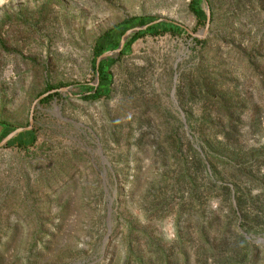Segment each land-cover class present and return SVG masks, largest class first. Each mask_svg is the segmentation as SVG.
<instances>
[{
  "label": "rangeland",
  "instance_id": "obj_1",
  "mask_svg": "<svg viewBox=\"0 0 264 264\" xmlns=\"http://www.w3.org/2000/svg\"><path fill=\"white\" fill-rule=\"evenodd\" d=\"M191 1L0 0V143L69 88L0 147V264H264V0ZM140 22L185 32L87 99Z\"/></svg>",
  "mask_w": 264,
  "mask_h": 264
},
{
  "label": "trees",
  "instance_id": "obj_2",
  "mask_svg": "<svg viewBox=\"0 0 264 264\" xmlns=\"http://www.w3.org/2000/svg\"><path fill=\"white\" fill-rule=\"evenodd\" d=\"M201 1L202 0H192L191 4H190V10L192 11V13H194L196 15V17L199 20H206V14L204 9L201 7ZM142 22H140L138 24V26H142ZM161 31V32H160ZM169 32L173 35H180L182 33H184L185 31L180 28L179 26L173 24V23H167L164 22L159 26H152L150 28H148L147 30H142L137 32L136 34H134L132 36V38L129 40V42L127 43V46L132 45L134 42H136L138 39H140L141 37L145 36L146 34H153V35H157V34H161V33H166ZM126 33V30H123L121 32V36H123ZM103 39H108L109 38V34H105L102 37ZM120 45V43H116L114 45V48H117ZM113 48V47H112ZM106 48H101V47H97L94 50V60L96 62L97 58L104 52H106ZM114 61V58H108L104 61H102L99 65V68H96V64L93 66L92 70H93V74H94V78L96 79L97 77V72H98V77H99V86L98 88L95 87H89V89H91V91L88 92L87 95V99L90 100H96L99 97L105 96L108 91L105 90L103 88L104 85V81L106 80V74H107V67L108 65ZM94 90V92H92ZM60 95L58 92H56L55 94L49 95V98L54 97V96H58ZM48 98V99H49ZM29 132V131H27Z\"/></svg>",
  "mask_w": 264,
  "mask_h": 264
},
{
  "label": "water",
  "instance_id": "obj_3",
  "mask_svg": "<svg viewBox=\"0 0 264 264\" xmlns=\"http://www.w3.org/2000/svg\"><path fill=\"white\" fill-rule=\"evenodd\" d=\"M206 17H207V27L206 30L208 29L209 26V22L211 20V11L209 9V6H207L206 8ZM164 20H159L156 23L159 22H163ZM150 25H145L142 27H137L135 29L129 30L127 31L124 36L122 37V40L120 42V45L118 47L117 50H113V51H107L102 53L96 60V68H99V65L102 61L108 59V58H116L117 56H119L122 52V49L124 48V46L126 45V43L131 39V37L136 34L139 31L142 30H146L148 27H150ZM206 32V31H205ZM191 35L195 36L193 33H191ZM98 72H97V77H96V82L94 83V87L96 88L99 85V77H98ZM69 88H64L61 90H52L50 92H47L43 95H41L40 97H38L31 106V111H30V116H29V123L27 127H23V128H18L15 129L13 132H11L9 135H7L0 143V147L4 146L5 144H7L10 140H12L14 137H16L17 135H19L22 132H26V131H31L33 129V124H34V111L36 109V106L42 101V99H44L45 97L49 96L50 94H54L56 92L59 91H63V92H68Z\"/></svg>",
  "mask_w": 264,
  "mask_h": 264
}]
</instances>
